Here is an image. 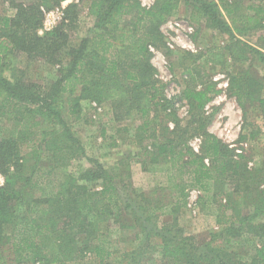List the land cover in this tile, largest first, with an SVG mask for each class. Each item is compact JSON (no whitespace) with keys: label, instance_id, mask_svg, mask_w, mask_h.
Listing matches in <instances>:
<instances>
[{"label":"trees","instance_id":"16d2710c","mask_svg":"<svg viewBox=\"0 0 264 264\" xmlns=\"http://www.w3.org/2000/svg\"><path fill=\"white\" fill-rule=\"evenodd\" d=\"M63 1L16 3L13 16H0V264H138L137 256L149 249L157 252L154 264H264V239L246 245L253 244L251 236L264 238V159L250 167L244 155L209 130L213 114L206 105L219 92L213 84L182 91L188 117L181 118L154 78L155 36L181 0H157L151 8L138 0H92L93 25L64 58L61 40L76 19L70 16L75 0L52 31L39 33L43 8ZM185 2L231 40L236 32L245 35L264 26V0ZM243 4L246 13L240 14ZM125 16H130L128 31L121 30ZM240 40L228 45L233 57L242 61L249 53L264 66V52ZM22 51L30 59L60 63L58 77L48 86L17 73L6 77V58ZM121 79L131 89L116 92ZM229 86L241 108L257 101L264 112V76L241 67ZM65 96L70 102L119 98L135 105L142 112L141 141L153 124L144 118L151 109L159 110L158 136L135 156L149 171L163 164L167 184L159 181L151 190H138L125 162L106 167L90 159L91 167L71 171L73 162L86 155L64 119ZM79 109L76 102L67 110L77 114ZM169 121L172 126L165 123ZM193 138L200 140L198 150ZM191 189L205 194L220 225L203 244L186 236L178 224V211L186 206ZM121 232H131L138 244L125 251L123 262L112 259L114 236Z\"/></svg>","mask_w":264,"mask_h":264},{"label":"rangeland","instance_id":"374dc122","mask_svg":"<svg viewBox=\"0 0 264 264\" xmlns=\"http://www.w3.org/2000/svg\"><path fill=\"white\" fill-rule=\"evenodd\" d=\"M38 1L40 0H0V16H13L16 13V3L32 4ZM91 1L75 0L77 6L72 9L70 16L76 19L68 27L67 37L61 40L64 44L63 58L71 47L79 45L93 25L94 17L89 12ZM138 1L146 8L154 7L157 2V0ZM230 1L235 3L239 0ZM70 2L71 0L68 3ZM253 3L258 4L259 0H253ZM244 4L247 5V1ZM245 5L238 13H246ZM129 18L130 16H125L127 20L121 24L122 31H128L130 28ZM160 32V36L158 34L154 39L156 46H151L152 63L155 67L154 78L158 85L163 86L164 96L172 100L169 107L174 105L173 109H178L181 118H187L188 104L185 100H181L182 91L189 86L200 89L205 84H213L219 92L213 94L212 101L206 105L207 113L213 114L209 130L235 149L237 154L244 155L250 167L259 166L264 159V112L257 101L247 104L244 109L241 108L236 96L232 95L229 84L231 77L237 74L241 67L250 69L261 78L264 76V66L256 59H252L249 53L247 59L236 60L228 45L236 42V39H241L240 41L264 52V26L253 29L245 35L236 32L234 40H231L225 33L211 28L199 12L186 4L185 0H181L179 8L161 26ZM142 33L139 27L138 34ZM58 37L61 38L60 35ZM233 48V51H237L236 44ZM124 59L126 67L129 60L126 55ZM59 71L60 63L49 64L42 59H30L24 51L18 56L10 55L5 60L6 77L10 78L17 73L23 75L27 81L38 85L48 86L58 77ZM129 89L130 86L121 79V87L116 92H125ZM63 98L61 105L64 119L83 143L86 155L73 162L72 167L69 168L71 171L79 173L91 167L90 159H95L106 167L125 162L123 166L127 165L132 169V186L138 190H151L159 181L167 184L166 172L160 170L163 164L159 162L158 170L149 171L142 167L136 157V153L146 145H150L160 132L159 110L155 113L151 109L149 115L144 118L153 124L148 127V133L141 141L140 130L143 118L142 112L135 105L119 98L102 102L86 97L73 99L71 102L68 97ZM76 102L79 103V112L70 114L67 109ZM165 123L173 125L170 121ZM252 134L257 136L251 138ZM190 142L196 150L199 149V139L193 138ZM0 177L3 178L1 173ZM1 178L0 187L3 185ZM126 181L128 182V179ZM204 195L202 191L189 190L187 204L179 209L177 214L181 230L186 236H196L201 244L209 239L210 233L220 229L215 213L210 212L214 206L208 204ZM114 239L113 260L123 262L125 251L138 246L131 232L118 233ZM261 239L264 238L251 236L250 241L253 244L246 243V245H258ZM156 257L157 252L149 249L144 255L137 256L138 264H154L151 259Z\"/></svg>","mask_w":264,"mask_h":264},{"label":"built area","instance_id":"2783aa9c","mask_svg":"<svg viewBox=\"0 0 264 264\" xmlns=\"http://www.w3.org/2000/svg\"><path fill=\"white\" fill-rule=\"evenodd\" d=\"M68 2L69 0H64L60 6L52 9L43 8L44 19H43V25L39 30L40 34H44L46 32L52 31L62 21L64 17V10ZM3 180L4 179L1 178L2 184L4 182Z\"/></svg>","mask_w":264,"mask_h":264},{"label":"crops","instance_id":"0c3cea01","mask_svg":"<svg viewBox=\"0 0 264 264\" xmlns=\"http://www.w3.org/2000/svg\"><path fill=\"white\" fill-rule=\"evenodd\" d=\"M71 1H73V0H71Z\"/></svg>","mask_w":264,"mask_h":264}]
</instances>
